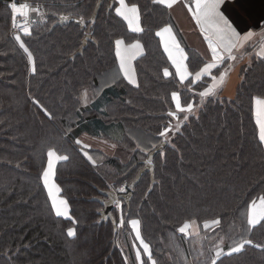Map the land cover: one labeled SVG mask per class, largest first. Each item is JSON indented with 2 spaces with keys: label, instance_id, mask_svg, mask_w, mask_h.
<instances>
[{
  "label": "trees",
  "instance_id": "trees-1",
  "mask_svg": "<svg viewBox=\"0 0 264 264\" xmlns=\"http://www.w3.org/2000/svg\"><path fill=\"white\" fill-rule=\"evenodd\" d=\"M10 1L0 0V264H133L131 219L140 221L141 236L158 264H171V240L183 237L177 227L190 216L198 217L205 232L231 233L228 248L241 238L264 244V227L249 229L245 216L246 202L264 191V146L251 111V98L264 93V59L253 56L241 64L234 87L221 88L200 105L195 92L206 83L189 91L178 78L163 77L170 62L155 32L173 24L168 10L152 0H133L145 29L134 34L114 8L109 9V0H103L94 24L89 22L83 30L74 23L52 28L61 15L76 20L84 15L89 21L98 0H40L45 23L33 26L31 36L20 34L33 54V72L10 33ZM87 35L92 41L71 59ZM178 35L190 67L197 68L203 58ZM122 37L126 42L140 39L144 45V54L135 62L139 87L115 76L114 41ZM106 83L110 85L101 89ZM84 88L87 102L81 97ZM172 91L181 92L182 103L200 105L199 110L152 157V174L142 175L128 206L121 202L120 218L113 211V226L101 220L102 193L121 186L128 193L154 151L142 153L137 143L158 147L164 140L158 132L172 123L167 116L174 110ZM88 129L93 131L82 134L114 144L115 155L76 144L78 131ZM49 145L68 156L57 162L54 180L68 201L71 219L55 215L43 187ZM212 218H221V225L203 228ZM70 227L76 230L74 237L67 235ZM209 254L214 256V250ZM221 262L264 264V251L246 245L242 253L222 255Z\"/></svg>",
  "mask_w": 264,
  "mask_h": 264
},
{
  "label": "snow or ice",
  "instance_id": "snow-or-ice-1",
  "mask_svg": "<svg viewBox=\"0 0 264 264\" xmlns=\"http://www.w3.org/2000/svg\"><path fill=\"white\" fill-rule=\"evenodd\" d=\"M225 3L226 0H152L153 5L162 7L165 10H172L174 6L180 4L190 14L191 19L195 22V26L199 29V33L206 42V55L200 61V66L191 68L188 53L182 47L180 39L177 38L178 33L174 31V25L166 23L155 32V36L159 37V44L162 46L163 54H166L167 61L170 62L169 66L163 68V77L173 80L178 78L179 84L189 91H194L201 82L206 83L207 86L203 90L195 92L200 97L201 104L205 98L216 95L222 88L228 71L232 67L228 63L229 61H236L238 58L243 59L249 47L257 48L256 57L264 59V30L259 33L249 30L241 35V32L234 26L233 21L226 15ZM7 6L10 9L12 28L19 29L24 36L32 35L31 25L34 21L31 17L33 13L40 19L45 16L44 5L40 3V0H25V2L11 0ZM112 8H114L115 15L127 23L129 32L140 34L145 31L141 24L140 7L133 0H114V3L110 5V9ZM18 17L22 22L18 23ZM69 18L68 15H61L60 17L62 21H67ZM90 22L94 24L95 19L92 18ZM76 23L81 26H87L89 21L84 15H80ZM14 39L19 42V47L27 54L29 63L33 65L32 71L35 72V61L32 52L19 34H14ZM114 48L117 75H121L129 84L139 87L135 62L144 54V45L140 39L134 38L131 42H126V39L122 37L114 41ZM224 65H227V67L221 71V67ZM81 97L87 102V88L82 90ZM171 102L174 103V110H169L167 116L174 118L176 123L174 125L171 123L166 124L163 130L158 132L159 137L164 138V143L169 142L170 134L174 130L179 131L181 125L189 120V116L194 115L195 111L199 110V106L193 103H182V96L179 91L171 92ZM36 103H39V101H36ZM251 111L258 129L257 138L259 144L264 146V93L251 98ZM76 144L82 145V149L90 147L88 144H83L79 139L76 140ZM136 148L142 153L158 150L156 144H152L150 147L147 145L141 147L137 143ZM84 155L89 160L92 159L86 151ZM46 158V166L43 168L41 179L43 187L47 191V196L51 201V209L57 217L71 219L68 201L60 195L61 188L54 180L57 162L66 161L68 156L59 154L55 145H49L46 150ZM145 163L148 167H152V157L148 156ZM114 192L125 193L126 188L120 187L114 189ZM114 192L108 193L109 202L114 204L116 209L122 210L121 198H118ZM245 216L249 229L255 228L257 225L264 227V191L251 196L246 202ZM197 221L198 217H188L179 224L177 232L188 236L192 235L190 230L195 229V234L198 236L200 225ZM73 223H75L74 220ZM128 223L135 232V240L139 241L140 245L136 249L135 260L138 264H158L157 260L153 258V251L149 243L145 242L141 236L140 221L131 219ZM120 224H124L123 218H121ZM220 225L221 218H212L203 222V228L205 229L213 226L219 227ZM67 235L74 237L76 235L75 228H68ZM220 244H223V238H221ZM246 245H252L264 251V244H254L251 239L241 238L239 241H233V245L229 247L227 252H224L223 247L217 245L214 249V256L209 258L207 264H218L222 255L231 256L232 254L242 253ZM141 249L144 256H142Z\"/></svg>",
  "mask_w": 264,
  "mask_h": 264
},
{
  "label": "rangeland",
  "instance_id": "rangeland-1",
  "mask_svg": "<svg viewBox=\"0 0 264 264\" xmlns=\"http://www.w3.org/2000/svg\"><path fill=\"white\" fill-rule=\"evenodd\" d=\"M261 30H264V26ZM256 50L257 48L249 47L247 49V52H245L243 59H237V63H235V67L233 68V70L236 71L237 67L239 66L237 64H244L246 61L248 62L251 59V57L256 56L255 55ZM228 63L232 65L233 61H229ZM225 67H227V65H225ZM114 72H115V76L117 78H120V76L117 75L116 70ZM234 75H235V72L231 76L233 77ZM109 85H110L109 83H106V84L101 85L100 88L102 89ZM93 95L94 93H92V96ZM200 105H202L201 101H200ZM200 105L198 106L200 107ZM196 113L197 111H195V114ZM181 118H182V114H181ZM175 123H176V120L172 118L171 124L174 125ZM88 131L89 132H86V131L79 132L78 131L77 133L80 135L77 139L81 140L83 144H88L90 146L89 148L85 150L99 151L108 156H111L110 154L115 155L116 146L114 144L109 143L108 141H105L99 138H94L91 135L82 134V133H90L93 130L88 129ZM80 146L82 147V145ZM121 187H124V186H121ZM115 193L118 194L117 192ZM120 210L121 209H116V208L114 210V212L117 211V215L119 218H120ZM117 227H118V230L121 232L123 229L121 224H118ZM129 227H130L131 236H132V239L131 237L129 239V245H131L132 257L134 259L132 262L133 264H138V262L135 260V253H136V249L139 248L140 245H139V241L135 240V233L131 229L130 224H129ZM190 231L192 232V235H188V236H185L184 234L180 233L183 237L179 241L172 238L171 244L169 246L172 250V254L168 258V261L171 264H207V261L209 260V256H210L209 254L210 251H213L217 245H220L221 247H223L224 252H227V248H228L227 245L232 244L230 242L232 241L233 235L229 232L226 233V235L217 236L213 232H210V231L205 232V230H201V226L199 228L198 236L195 234V229H191ZM221 238H223V244H220ZM118 245L122 249H124V243L121 238H118ZM141 252H142V249H141ZM201 253H203V255H201ZM142 256H144L143 252H142ZM144 258L146 259V257Z\"/></svg>",
  "mask_w": 264,
  "mask_h": 264
},
{
  "label": "crops",
  "instance_id": "crops-1",
  "mask_svg": "<svg viewBox=\"0 0 264 264\" xmlns=\"http://www.w3.org/2000/svg\"><path fill=\"white\" fill-rule=\"evenodd\" d=\"M224 8L226 9V15L233 21L234 26L241 32V35L249 30L259 33L264 26V0H226ZM168 12L172 18L174 31L180 33L184 44L190 50L196 52L204 59L207 48L206 42L203 40V36L199 33V29L195 26V22L191 19L187 10L177 4ZM125 24L127 26L126 22ZM177 38L180 39L179 35ZM181 45L184 47L183 44ZM235 63H237V60L233 61L232 67L228 71L222 86L224 90L231 88L236 82L235 75L233 77L231 75L234 72L236 73L241 64H237L239 66L235 71L233 70Z\"/></svg>",
  "mask_w": 264,
  "mask_h": 264
},
{
  "label": "water",
  "instance_id": "water-1",
  "mask_svg": "<svg viewBox=\"0 0 264 264\" xmlns=\"http://www.w3.org/2000/svg\"><path fill=\"white\" fill-rule=\"evenodd\" d=\"M102 1L103 0H98L97 1L95 10H94V12H93V14H92L89 22L91 21L92 18L96 19ZM112 4H113L112 0H109V9H110V5H112ZM67 23H74L81 30L84 29V26L78 25L76 23V19H68L67 21H62L61 19H58L57 22L53 25L52 28L57 27V26L65 25ZM88 41H92L90 35L85 36V38L81 42V47L72 56L71 59L75 58L78 55H82V52L85 49ZM164 147H165V143H162L161 145H159L157 147L158 150H154L153 152H151L149 154V156H151V157L155 156L157 153L161 152L164 149ZM143 164L145 165L144 168L141 169L137 173V175L135 176L134 180L128 186V193H126V194H119V195H116L115 194L118 198H121V201H123L126 206H128V204H129V201H130V198H131V195H132L131 193L133 191V187L139 182V180L142 177V175H144L146 172H149L150 174H152V167H148L145 162H143ZM108 193H110V192L102 193V196L104 197V199L103 200H99V202L102 204V207H103V210L100 212V217H101V220H103V221L108 220V221H110L113 224V226H115V220H114V217H113V214H112L113 208H114L113 207L114 204H112V203L109 202L110 201V197L108 196Z\"/></svg>",
  "mask_w": 264,
  "mask_h": 264
},
{
  "label": "built area",
  "instance_id": "built-area-1",
  "mask_svg": "<svg viewBox=\"0 0 264 264\" xmlns=\"http://www.w3.org/2000/svg\"><path fill=\"white\" fill-rule=\"evenodd\" d=\"M11 2V1H10ZM17 2H25V1H18ZM8 5V3H7ZM8 8V6H7ZM9 12H10V9L8 8ZM31 19L34 21V23L31 25V27L35 26V25H39V24H42L45 22V17L43 19H40L35 13L32 14V17ZM19 22H22L21 19L18 17V23ZM11 23H12V20H11ZM11 31L12 33L14 34H21L22 31H20L19 29H13L12 26H11Z\"/></svg>",
  "mask_w": 264,
  "mask_h": 264
}]
</instances>
